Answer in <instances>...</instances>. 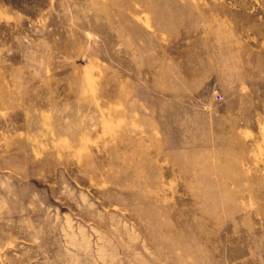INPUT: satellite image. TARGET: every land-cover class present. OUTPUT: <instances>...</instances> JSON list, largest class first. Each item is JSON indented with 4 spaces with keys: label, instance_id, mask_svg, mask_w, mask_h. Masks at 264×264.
<instances>
[{
    "label": "rangeland",
    "instance_id": "374dc122",
    "mask_svg": "<svg viewBox=\"0 0 264 264\" xmlns=\"http://www.w3.org/2000/svg\"><path fill=\"white\" fill-rule=\"evenodd\" d=\"M0 264H264V0H0Z\"/></svg>",
    "mask_w": 264,
    "mask_h": 264
}]
</instances>
